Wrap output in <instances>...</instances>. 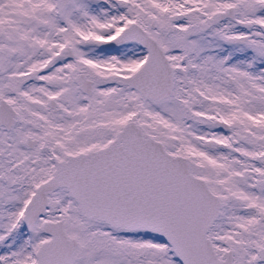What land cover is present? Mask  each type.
Instances as JSON below:
<instances>
[{
    "label": "snow or ice",
    "instance_id": "snow-or-ice-1",
    "mask_svg": "<svg viewBox=\"0 0 264 264\" xmlns=\"http://www.w3.org/2000/svg\"><path fill=\"white\" fill-rule=\"evenodd\" d=\"M0 264H264V0H0Z\"/></svg>",
    "mask_w": 264,
    "mask_h": 264
}]
</instances>
